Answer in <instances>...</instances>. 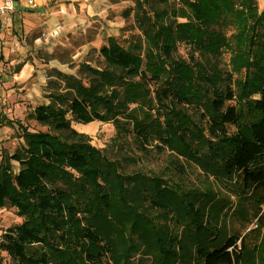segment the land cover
Returning <instances> with one entry per match:
<instances>
[{
  "label": "trees",
  "instance_id": "obj_1",
  "mask_svg": "<svg viewBox=\"0 0 264 264\" xmlns=\"http://www.w3.org/2000/svg\"><path fill=\"white\" fill-rule=\"evenodd\" d=\"M134 3L139 33L108 36L98 48L101 66L80 62L76 74L47 75L48 102L30 114L47 130L4 122L20 132L14 149L0 148V209L10 205L23 220L0 233V250L15 264H118L108 230L111 223L116 231L124 228L127 206L118 209L109 194L103 153L71 125L100 121L112 122L119 136L132 134L141 151L156 140L186 159L210 160L244 205L250 198L256 203L250 213L256 227L226 233L199 202L154 182L150 202L171 208L186 235L185 241L158 235L155 264H264V215L258 213L264 196L248 195L264 188V8L258 11L257 0ZM225 27L232 31V68L243 70L241 79L193 53L227 46L219 32ZM179 44L190 47L187 58L178 55Z\"/></svg>",
  "mask_w": 264,
  "mask_h": 264
},
{
  "label": "rangeland",
  "instance_id": "obj_2",
  "mask_svg": "<svg viewBox=\"0 0 264 264\" xmlns=\"http://www.w3.org/2000/svg\"><path fill=\"white\" fill-rule=\"evenodd\" d=\"M104 3L106 7L102 15L92 14V10L82 8L79 24L74 25L73 29L69 26L65 35L60 39V43L49 49L37 51L36 57L40 59V63L46 64L42 67L45 76L41 81L40 95L38 94L35 100L27 103L26 113L24 112L22 116H13V120L19 119L27 130H47L46 126L36 122L30 114L33 106L48 102L45 97L49 90L46 87L48 74H53L54 70L76 74L80 62L101 66L102 59L98 55V48L105 43L108 36L125 38L139 33L133 20L136 11L134 0H105ZM144 8L148 9L146 6ZM263 8L264 0H257L258 11ZM55 30L58 29L55 28ZM219 32L223 35L225 42L232 31L225 27ZM231 44L229 39L228 45H221L217 51L200 50L193 53L206 66L220 72L232 73L234 78L241 79L243 70L237 73L232 68V63L236 60L235 50L230 48ZM190 54L189 46L178 45L179 56L187 58ZM0 86H3L1 81ZM12 88L4 87L6 90ZM186 112L196 126L203 128V122L200 121L194 109L189 108ZM7 118V115L0 112V123H2L0 127L4 126L3 123ZM71 125L78 132L86 135L89 143L103 153L104 158L110 164L106 167L109 194L118 209L124 208L122 202H125L127 206L121 212L122 218L125 219L124 228L116 231L111 223L109 225L111 231L108 230L112 234V245L118 264H155V255L158 250L156 251L157 245L153 243L158 242V235L173 234L183 241L186 239L185 230L182 225L177 224V217L174 216L172 209L164 211L150 202L154 193L157 194L154 185L156 181L157 185L169 189L178 197L190 198L199 202L204 206L205 216L211 217L213 224L220 225L226 233L233 231L245 234L256 227V218L250 216V213L257 209L253 198H250L247 203L244 202L246 204L244 205L242 197L233 193L229 183L214 170L210 160L205 164L197 160L186 159L189 157L184 158L168 147L158 145L156 140L147 144L146 150L141 151L137 147V139L130 133L119 136L112 122L92 121L82 124L72 121ZM16 132H20L16 125H13V129L5 127L0 131L3 138L14 136ZM6 144L9 150L16 147L13 140L12 143ZM12 164L16 170L17 163ZM206 194H210V198H206ZM248 195L256 198L264 196V188L253 187ZM246 208L249 214L246 213ZM105 212L110 222V211L105 210ZM258 213L264 215V205H260ZM22 220V217L16 215L13 207L6 205L0 209V233L9 226L19 224ZM138 226L142 229L147 228V233L143 234L140 230H136ZM260 232L264 235V226ZM159 258L162 259L161 256ZM0 262L15 264L1 250Z\"/></svg>",
  "mask_w": 264,
  "mask_h": 264
},
{
  "label": "crops",
  "instance_id": "obj_3",
  "mask_svg": "<svg viewBox=\"0 0 264 264\" xmlns=\"http://www.w3.org/2000/svg\"><path fill=\"white\" fill-rule=\"evenodd\" d=\"M14 1L9 19L0 17V81L3 85L0 86V112L9 120H13V116H22L28 108L27 103L40 95L41 81L45 76L42 67L46 64L40 63L37 51L60 43L69 26L73 29L79 24L82 8L102 15L106 7L105 0H42L41 3L36 2L34 8L23 0ZM55 28L59 31L53 36L51 34L57 31ZM8 86L13 88L4 89ZM5 127L13 129L4 124L0 131ZM2 135L0 133V148L8 149L6 143H12V140L17 145L16 137L3 138Z\"/></svg>",
  "mask_w": 264,
  "mask_h": 264
},
{
  "label": "clouds",
  "instance_id": "obj_4",
  "mask_svg": "<svg viewBox=\"0 0 264 264\" xmlns=\"http://www.w3.org/2000/svg\"><path fill=\"white\" fill-rule=\"evenodd\" d=\"M37 3H41L42 0H36ZM8 9V10H12L14 8V4L12 2V0H7V2H5V0H0V14H2L4 12V9ZM63 11V9H62ZM58 31L57 30L56 32H53L51 35L55 36L58 34ZM37 44L40 43L39 40L36 41ZM17 79H19V77H17ZM254 99H259V94H257L256 96L253 97Z\"/></svg>",
  "mask_w": 264,
  "mask_h": 264
},
{
  "label": "built area",
  "instance_id": "obj_5",
  "mask_svg": "<svg viewBox=\"0 0 264 264\" xmlns=\"http://www.w3.org/2000/svg\"><path fill=\"white\" fill-rule=\"evenodd\" d=\"M16 1L18 2L19 0H16ZM23 1L29 7H33V8L36 7V1L35 0H23ZM5 2H7V0H5ZM12 2H13V4H15L14 0H12ZM13 9L12 10H8V9L5 8L4 12L2 14H0V17H4L5 19H9V15L13 11Z\"/></svg>",
  "mask_w": 264,
  "mask_h": 264
}]
</instances>
